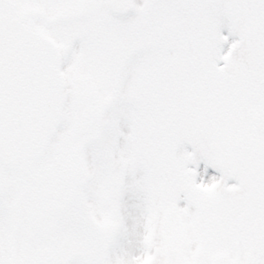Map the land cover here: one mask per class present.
Returning a JSON list of instances; mask_svg holds the SVG:
<instances>
[{
	"label": "snow or ice",
	"instance_id": "6c2138e0",
	"mask_svg": "<svg viewBox=\"0 0 264 264\" xmlns=\"http://www.w3.org/2000/svg\"><path fill=\"white\" fill-rule=\"evenodd\" d=\"M0 264H264V0H0Z\"/></svg>",
	"mask_w": 264,
	"mask_h": 264
}]
</instances>
